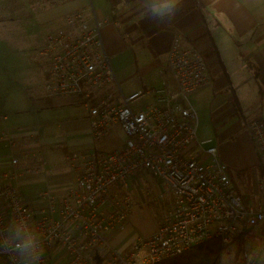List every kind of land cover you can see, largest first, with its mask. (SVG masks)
I'll list each match as a JSON object with an SVG mask.
<instances>
[{"label": "built area", "instance_id": "2783aa9c", "mask_svg": "<svg viewBox=\"0 0 264 264\" xmlns=\"http://www.w3.org/2000/svg\"><path fill=\"white\" fill-rule=\"evenodd\" d=\"M107 24L91 5L51 31L45 45L34 51L42 65L39 88L44 98H83L90 123L85 139L101 143L119 129L125 145L108 152L73 150L67 157L72 184L65 194L43 191L41 204L31 206L20 185L31 170H18L30 154H17L11 132L1 128L9 117L1 114L0 143L12 154L11 167L0 165V261L51 264L49 253L61 247L69 256L66 264H159L218 239L217 264H223L224 250L244 228L264 227V181L262 203L253 208L237 193L218 148L198 137L199 117L190 95L210 86L207 62L178 39L168 57L175 92L151 89L119 103L113 94L99 97L109 87L121 91L104 45ZM147 97L136 110L135 104ZM250 133L264 168V122L253 121ZM143 176L162 190L160 197L173 196L174 208L157 231L121 252L109 244L108 235L124 226L136 207L126 189Z\"/></svg>", "mask_w": 264, "mask_h": 264}, {"label": "crops", "instance_id": "0c3cea01", "mask_svg": "<svg viewBox=\"0 0 264 264\" xmlns=\"http://www.w3.org/2000/svg\"><path fill=\"white\" fill-rule=\"evenodd\" d=\"M91 5L99 19L108 21L102 35L121 91L109 87L103 92L113 94L115 102L151 89L177 90L168 63L176 40H183L188 48L201 53L211 84L190 95L199 117L198 137L218 148L237 193L246 204L259 208L264 168L250 124L255 120L264 122V0H0V115L9 117L1 128L11 132L18 155L30 154L18 166V170H31L20 182L26 202L39 206L40 193L46 190L65 194L72 184L68 155L73 150L94 153L89 151L93 142L83 137L90 128L88 123L84 132L77 130L67 135L64 143L68 151L59 169L58 162L49 163V149L46 153L41 148L43 136L26 123L37 111L36 104L45 110L47 101L67 99L43 97L39 88L42 65L34 51L45 45L50 32L60 27L67 16L87 12ZM149 100L141 99L134 108L140 109ZM121 133L119 129L113 131L95 152H108L111 144L121 141L123 147L125 134L123 140ZM11 154L6 143H0L3 168L11 167ZM135 182L144 183L138 193ZM126 191L136 207L125 225L108 235L109 244L121 252L133 246L139 233L148 236L164 221L143 232L141 226L134 227L136 208L166 196H170L172 207L166 209L165 215L174 208L173 196L160 197L162 190L154 186L151 177L131 180ZM233 245L236 262L256 264L264 253V227L244 228ZM49 259L51 264H66L69 256L65 249L57 247L49 253Z\"/></svg>", "mask_w": 264, "mask_h": 264}, {"label": "rangeland", "instance_id": "374dc122", "mask_svg": "<svg viewBox=\"0 0 264 264\" xmlns=\"http://www.w3.org/2000/svg\"><path fill=\"white\" fill-rule=\"evenodd\" d=\"M105 92H102L103 96L105 95ZM46 106L48 107H46L45 110H42L41 109L42 106L36 104V109L39 112L35 111V113H32L30 118L26 120V123L29 129L33 128L34 131H37L39 135L43 136V139L40 140L41 148L46 149V153L47 150L49 149L50 152V159H48L49 163L55 165V162H58V164L61 167L59 169H62L68 151V146L64 143L67 135L73 134V132H76L77 130H79L80 133L84 132L86 130L85 128L89 123V121H87L88 118L84 108L85 101L83 100V98H67L60 100L54 99L52 101L51 100L47 101ZM121 135L123 139V133H121ZM198 135L199 137L201 136L200 130ZM124 139H125V135H124ZM123 142L124 141H121V143L119 142L118 144L117 143L111 144L109 151L117 150V148H120L123 145ZM99 144L100 143H92L93 147L89 149V151L90 152H95L96 150L100 151V149L98 148ZM102 151L104 152L106 150L103 149L101 150V152ZM135 183H136L135 188L138 193L139 186H141L142 188L144 186V183L142 182H135ZM142 196H144V193ZM170 207H172L170 196H166L163 200L159 199L151 204H147L143 207L136 208L134 212V216H136L135 222L137 224L135 223L134 227L139 229V226H141L140 228H142V231L145 232L146 230H148V228L152 227L153 224L163 220L166 209ZM139 235L140 238L142 236L144 237V235H141V233H139ZM236 244L237 243H235V245ZM235 245L229 246L224 250L222 255L223 264H235L236 262ZM253 250L254 249H251V252ZM256 264H264V253H261L259 255V260L257 261Z\"/></svg>", "mask_w": 264, "mask_h": 264}, {"label": "trees", "instance_id": "16d2710c", "mask_svg": "<svg viewBox=\"0 0 264 264\" xmlns=\"http://www.w3.org/2000/svg\"><path fill=\"white\" fill-rule=\"evenodd\" d=\"M221 250V242L218 239H213L176 258L159 264H217Z\"/></svg>", "mask_w": 264, "mask_h": 264}]
</instances>
